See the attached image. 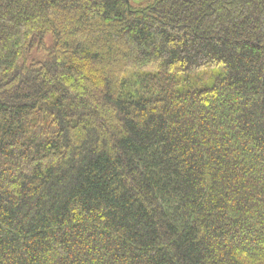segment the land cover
Instances as JSON below:
<instances>
[{"label": "trees", "instance_id": "16d2710c", "mask_svg": "<svg viewBox=\"0 0 264 264\" xmlns=\"http://www.w3.org/2000/svg\"><path fill=\"white\" fill-rule=\"evenodd\" d=\"M0 264H264V0H0Z\"/></svg>", "mask_w": 264, "mask_h": 264}, {"label": "rangeland", "instance_id": "374dc122", "mask_svg": "<svg viewBox=\"0 0 264 264\" xmlns=\"http://www.w3.org/2000/svg\"><path fill=\"white\" fill-rule=\"evenodd\" d=\"M135 6H139L138 4H134ZM141 5V4H140Z\"/></svg>", "mask_w": 264, "mask_h": 264}]
</instances>
